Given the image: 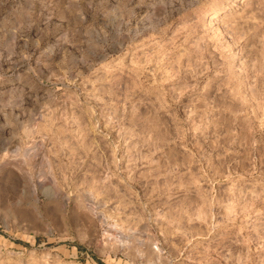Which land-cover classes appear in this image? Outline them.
Masks as SVG:
<instances>
[{
	"label": "rangeland",
	"instance_id": "rangeland-1",
	"mask_svg": "<svg viewBox=\"0 0 264 264\" xmlns=\"http://www.w3.org/2000/svg\"><path fill=\"white\" fill-rule=\"evenodd\" d=\"M0 264H264V0H0Z\"/></svg>",
	"mask_w": 264,
	"mask_h": 264
}]
</instances>
